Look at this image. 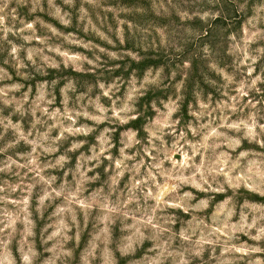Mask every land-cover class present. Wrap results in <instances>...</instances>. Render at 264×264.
Returning <instances> with one entry per match:
<instances>
[{"label": "rangeland", "instance_id": "1", "mask_svg": "<svg viewBox=\"0 0 264 264\" xmlns=\"http://www.w3.org/2000/svg\"><path fill=\"white\" fill-rule=\"evenodd\" d=\"M0 264H264V0H0Z\"/></svg>", "mask_w": 264, "mask_h": 264}, {"label": "trees", "instance_id": "2", "mask_svg": "<svg viewBox=\"0 0 264 264\" xmlns=\"http://www.w3.org/2000/svg\"><path fill=\"white\" fill-rule=\"evenodd\" d=\"M221 17H223V16H218L216 18V20H219ZM210 34H211L210 30H208V31H206L203 34V37L202 38L209 39L210 36H211ZM210 44H212V43H210ZM197 63H198L197 60H195V59L192 60V62H191V68L188 71V77L189 78H188V80H186V84H185V87H184L185 100H184L183 105H182V110H185V103H186V101H187V99L189 97V93H190L189 88H190V86L192 84V81L198 75V69H197L198 68L197 67L198 64Z\"/></svg>", "mask_w": 264, "mask_h": 264}]
</instances>
